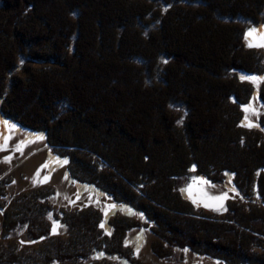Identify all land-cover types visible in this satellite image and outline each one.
Listing matches in <instances>:
<instances>
[{"label":"trees","instance_id":"16d2710c","mask_svg":"<svg viewBox=\"0 0 264 264\" xmlns=\"http://www.w3.org/2000/svg\"><path fill=\"white\" fill-rule=\"evenodd\" d=\"M263 10L264 0H0V109L21 126L45 132L46 138L54 133L60 145L91 151V158L102 156L137 179L165 184L167 175H188L193 167L210 182L231 176L253 202L246 210L239 203L231 206L255 231L248 234L252 241L235 228L225 239L211 231L215 223L197 222L205 231L210 227L207 236L216 248L227 251L220 262L239 264L243 258L264 264V254L257 260L249 253L264 249V118L255 128L242 125L248 87L233 77L264 69L257 52L245 44L246 27L239 23H257ZM21 59L29 62L26 77L9 83ZM260 99L264 102V88ZM176 103L187 110L182 125L171 110ZM62 105L71 115L55 124L52 116ZM64 122L72 139L56 133ZM110 140L112 156L122 150L116 161L104 152V141ZM192 151L199 154L194 159ZM187 154V168L178 172V158L188 159ZM75 170L78 182L98 189L102 184L108 192V187L123 188L114 175L89 170L91 178L83 180L86 169ZM138 206L146 214V206ZM169 232L170 245L197 248V242L172 240L176 233Z\"/></svg>","mask_w":264,"mask_h":264},{"label":"rangeland","instance_id":"374dc122","mask_svg":"<svg viewBox=\"0 0 264 264\" xmlns=\"http://www.w3.org/2000/svg\"><path fill=\"white\" fill-rule=\"evenodd\" d=\"M260 17V21L252 22L253 24L250 21H239L246 27V45L253 42L251 38L245 39L246 30L253 28L257 32L264 31V10ZM250 48L257 52L263 64L264 47ZM21 61L23 65L8 76L9 83L13 79L26 77L29 62ZM56 67L55 65L54 69ZM261 71L259 74L237 72L233 77H264V69ZM241 81L248 87L244 106L254 109L248 112L242 110V125L255 128L264 118V102L260 101L264 80H259L256 86L249 80ZM66 109L67 106L62 105L59 113L52 116L55 124L61 116L71 115ZM171 110L179 117L177 124L182 125L187 117L186 108L176 103L171 106ZM5 121L7 125L4 124ZM12 125H15L14 129H11ZM61 125L63 126H58L57 135L62 133V138L66 136L72 139L69 135V123ZM65 126L68 127V134L64 135ZM79 128L85 129L83 132L86 133L91 129L87 126ZM50 134L51 137L48 135L46 138L45 132L27 129L7 117L0 109V264H226L220 261L227 251L216 248L207 236L210 227L207 226L208 230L205 231L197 222L202 219L215 223L216 226L211 231L215 230L225 239L232 228H235L245 239L252 241L253 237L248 234L255 231L248 229L240 221L239 215L233 213L231 206L239 203L246 210L253 202L234 186L231 176L218 182H210L193 167L188 175H167L169 179H165V184L161 181L160 184L159 179L145 176L137 179L129 170L114 169L108 159L102 156L91 158V151L86 154L74 146L60 145L57 140H53L54 133ZM4 136L10 138L5 142L2 139ZM50 138L55 143L52 140L49 143ZM111 144L114 145L111 140L104 141V152L111 156L110 160L115 158L116 161L122 150L112 156L111 147H108ZM190 154L192 159L199 155L195 151ZM189 157L188 155L186 159L181 155L178 158V172L187 168ZM65 160L67 163H64ZM206 163H209L207 158ZM129 164L134 165L133 162L126 163L127 166ZM203 164L207 166L205 162ZM76 166L86 169L84 174H80L83 175V180L91 178L92 171L89 170H94V173H101L104 177L116 176L118 185L124 189L108 187V192L102 184L98 189L94 184L78 182L73 178L77 172ZM208 169L210 174H215L213 168ZM196 177L207 183H199L194 179ZM189 184L192 185L191 198ZM253 186L257 192V185ZM200 190L206 195L202 196ZM111 191L116 193V198ZM221 195L225 196L223 200L215 199ZM139 204L147 207L144 209L148 216L141 209L138 210ZM157 220L160 223L165 221L166 225L160 228ZM54 221L57 225L55 232L52 230ZM101 224L104 226L101 227ZM122 225L124 228L121 231ZM170 230L176 233L172 240L175 239L180 244H184L185 240L197 242L196 251L189 246L181 248L167 243L165 235ZM225 239L222 243L228 246ZM212 247L221 254L218 255L219 259L212 257ZM249 253L253 255L250 259L258 260L259 257L262 258L264 249L253 248ZM243 260L240 259L238 263L245 264Z\"/></svg>","mask_w":264,"mask_h":264},{"label":"snow or ice","instance_id":"6c2138e0","mask_svg":"<svg viewBox=\"0 0 264 264\" xmlns=\"http://www.w3.org/2000/svg\"><path fill=\"white\" fill-rule=\"evenodd\" d=\"M249 38H251L253 42H252V43H249L247 46H249V47H252V46H256V47H264V31H259V32H257L256 29L250 28V29L246 30V32H245V39L248 40ZM240 79H241V80H249V81L252 82V84H253L254 86H256L259 80H264V77H256V76H241ZM242 110H244L245 112H248V111H254V109H251L250 106H243V105H242ZM4 124L7 125V121H5ZM249 126H251V125H249ZM14 128H15V125H12V126H11V129H14ZM9 138H10V137H8V136H4V137H2V139H3L5 142H6ZM38 138H42V137H38ZM5 159L7 160L8 157H5ZM64 163H67V161L65 160ZM194 179L197 180V181H198L199 183H201V184H206V183H207V181H204V180H202V179L199 178V177H196V178H194ZM188 190H189L190 198H191V191H192V185H191V184L188 185ZM200 194H201L202 196L206 195L205 193L202 192V190H200ZM224 198H225V196L221 195V196H219V197H216L215 199H217V200H223ZM193 203H196V201L193 200ZM103 226H104V225L101 224V227H103ZM56 227H57V225H56V222L54 221V222H53V225H52V230H53V232H55ZM42 239H43V238H42Z\"/></svg>","mask_w":264,"mask_h":264},{"label":"bare ground","instance_id":"6f19581e","mask_svg":"<svg viewBox=\"0 0 264 264\" xmlns=\"http://www.w3.org/2000/svg\"><path fill=\"white\" fill-rule=\"evenodd\" d=\"M132 156V155H131ZM158 173V172H157Z\"/></svg>","mask_w":264,"mask_h":264}]
</instances>
